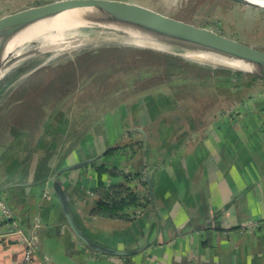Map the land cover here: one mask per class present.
Masks as SVG:
<instances>
[{
	"label": "crops",
	"instance_id": "crops-1",
	"mask_svg": "<svg viewBox=\"0 0 264 264\" xmlns=\"http://www.w3.org/2000/svg\"><path fill=\"white\" fill-rule=\"evenodd\" d=\"M213 94L215 104L197 106L200 112L190 114H197L198 121L185 116L177 128L160 123L161 106L166 107L160 99L130 120H123L125 109L122 114L117 110L109 117H118L117 133L104 145L108 123L100 134L91 125L84 128L85 139L64 128L51 158L43 160L41 154L15 175L31 184L0 193V264H20L25 249L23 239L2 220L3 206L12 212V221L35 232L32 264H264V81L255 87L216 88ZM173 128L176 132L170 134ZM129 137L142 142L143 153L126 154V148L119 159L103 155ZM93 156L142 177L150 171L151 202L130 208L129 220L91 214L98 184L94 164L62 174L58 169ZM56 178L70 197L77 225L90 239L139 250L111 255L81 241L54 192ZM104 179L120 181L109 174Z\"/></svg>",
	"mask_w": 264,
	"mask_h": 264
},
{
	"label": "rangeland",
	"instance_id": "rangeland-1",
	"mask_svg": "<svg viewBox=\"0 0 264 264\" xmlns=\"http://www.w3.org/2000/svg\"><path fill=\"white\" fill-rule=\"evenodd\" d=\"M49 1L52 0H0V16ZM127 1L215 27L241 42L264 49V7H255L233 0ZM73 30L80 31L75 43L83 41L82 39L88 36H92L93 40L85 42L79 48L58 52L53 50L35 56L15 66L10 72L8 71L9 73L6 72L3 75L7 74L4 78L3 76L2 79L0 78V132L4 130L7 132L0 146L11 141L12 129L15 126L21 129L34 126L33 129L36 127L38 130L37 136L44 132L42 135L49 142L55 132L60 134V130L57 131V129L61 127L65 128L69 135L78 136L81 134L78 131L82 128V131H85L84 128L89 125H91L90 130L96 129L97 134H100L101 126L108 123V126L105 124L107 140L104 137L105 139L101 142L99 136L101 144L104 145V143L107 144L108 139L113 142L114 133H117L118 117L109 118L117 110L124 113L122 109H125L127 116L123 120H130L132 119L130 116L134 117V113L146 111L154 105L153 102H158L160 99L162 101L159 104L166 106H161L163 114L159 115L160 123H165L166 127L170 122L177 128L181 121L186 122L185 118L188 119L187 116L196 112L198 108L195 107L215 104L213 92L215 88L219 89L215 83L221 75L218 72L215 73V70L221 65L197 57L200 50L192 52L191 49L175 50L169 46V43L162 40L154 43H138L135 38L122 37L117 32L111 33L99 29ZM120 47H124L125 51L133 48H148L183 57L194 63L195 66L191 68L192 75L209 74V77L204 81L200 79L186 81L182 88L187 87L188 91L181 93L183 91L176 90L181 88V84L171 86L160 84L164 78L165 68L153 66L148 68V73H144V68L139 66V58L136 59L133 53L132 55L127 52L121 53L118 51ZM92 50L94 51L91 52ZM37 66H39L37 69L30 71ZM64 70L69 71L70 78L61 80ZM55 82L57 91L48 90L49 83ZM64 82L69 83L70 87L66 88V92H61ZM196 116L197 114L190 115V119L198 121ZM35 122L39 124H34ZM48 129L54 133L47 134ZM96 130H94L95 133ZM172 131L176 132V129H171L170 134ZM31 133V141L34 143L36 136L34 132ZM26 138L24 136V139ZM139 141L129 137L118 142L114 147L135 143L134 146L132 145L135 149L130 146L125 153L132 155L140 151L139 154H141L144 147L138 148L136 142ZM44 150L45 146L37 149L41 154ZM119 152L113 154L116 159L122 155ZM13 157L14 155L11 156ZM6 169L3 162L0 165V180L8 176L5 174Z\"/></svg>",
	"mask_w": 264,
	"mask_h": 264
},
{
	"label": "water",
	"instance_id": "water-1",
	"mask_svg": "<svg viewBox=\"0 0 264 264\" xmlns=\"http://www.w3.org/2000/svg\"><path fill=\"white\" fill-rule=\"evenodd\" d=\"M233 1L261 7L249 0ZM61 14L68 15L65 22H68L70 18L74 21H78L72 28L67 27V30L86 28L88 31H91L99 29L111 33L117 32L122 37L135 38L138 43H154L158 42V40H162L169 43V46L175 50L181 51L191 49L192 51L200 50L202 53L207 51L214 52L223 60L233 59L237 63L241 62L243 64L238 63V67H231L225 63H215L221 65L220 67L264 78V49L253 44L241 42L238 39L219 31L215 27L169 15L154 8L127 0H52L3 14L0 16V51L4 49L6 43L13 35L21 34L36 25L39 26L42 23H47L49 20H52ZM57 33L58 32L55 29L48 30L47 35L40 43H32L21 54H13L6 60H0V71L5 69L7 72H10L15 66L20 65L35 56L57 50L52 43V39ZM137 33L150 34L153 37L144 41V38L134 35ZM82 40L83 41H80L81 43L79 42V44L73 48H79L84 45L85 42H91L93 37L88 36ZM38 67L39 66L30 71H34ZM134 129L141 130L138 128ZM97 158V156H93L63 165L59 167L58 173L62 174L67 171L79 169L96 161ZM22 166L23 164L19 166L18 170H20ZM145 179L150 197L152 198L154 189L150 171H147ZM30 184V182L16 180L14 173L0 182V193L15 186ZM52 186L62 206L67 223L75 235L88 247L111 255H128L139 250L111 248L90 239L76 223L70 206V197L60 178H56L52 182ZM9 212L10 216L3 212L2 220L8 223V227L11 226L12 231L17 234L20 241L24 237L31 238L35 235V232L33 231L27 232L21 226L19 221H12L14 216H12L10 210Z\"/></svg>",
	"mask_w": 264,
	"mask_h": 264
},
{
	"label": "trees",
	"instance_id": "trees-1",
	"mask_svg": "<svg viewBox=\"0 0 264 264\" xmlns=\"http://www.w3.org/2000/svg\"><path fill=\"white\" fill-rule=\"evenodd\" d=\"M119 49L120 50L118 51H120L121 53L127 52L131 55L132 53L135 54L137 57L136 59L139 58V66L144 68V73H148V68H153V66L165 68L164 78L162 79V82H160V84L170 86L173 84H181V88L176 89L180 90V92L183 91L181 93L188 91L187 87L182 88L183 86H185L186 81L199 79L204 81L207 80V77H209V74L205 76L192 75L193 72L191 71V68L195 66L194 63L174 54L155 51L148 48H133L127 51H125L124 47H120ZM93 51L94 50H92L91 52ZM217 72L221 75L218 76V82H216L215 85L219 88H222L223 90L241 86L255 87L259 84V80L264 81V78L220 66L215 70V73ZM244 75L248 76L249 80H243L242 77ZM68 78H70L69 71L64 70L60 79L64 80ZM68 85L69 83L64 82V88L62 87L63 92H66V88L70 87ZM56 86V82L54 84L49 83L48 90L50 89L51 91H53L55 90ZM178 98L180 99V97ZM38 122H35L34 124H39ZM15 127H13L12 129L11 141L5 142V144L3 143V146H0V165L4 162L7 168L5 174H7L8 176L13 175L14 173H16L15 175H17L19 172H25L33 163H36L38 157H40L39 155H41V153L37 151L38 147L45 146L44 153L41 155L43 160L48 158L49 155V158H51L53 150L55 148H58L56 138L59 136V132H55L54 137L52 136L51 140L47 142L44 135H42L44 132L39 133V136H37L38 130L36 127L33 129L34 126H32V128L26 127L22 129ZM46 128L47 126L44 128V131L46 130ZM59 130L61 134L63 128L61 127ZM31 132H34L33 134L36 136L33 140L35 141L34 143L31 141ZM86 132L88 131H81L80 133L83 135L79 136L78 138L85 137ZM50 133H54V131L48 129L47 134ZM6 134L7 132H5V130L0 132V143H2L1 141ZM24 136L27 138L24 139ZM141 143V141L136 142L139 149L142 148ZM134 144L108 147L103 155L110 156L120 151L121 149H126L130 146L131 148L135 149V147H133ZM12 155H14L13 158H11ZM99 158L100 157L97 158L96 162L92 163L94 164V167L97 171L98 184L95 189L97 199L90 211L91 214L110 218H121L125 220L131 219V215L129 213L130 208L141 205L143 203H145L144 205H146L151 202L150 194L145 190L147 188L145 177H142V173L138 171L125 172L124 170H121L115 166L108 167L105 163H99ZM22 164V168L18 170L19 166ZM107 174L112 177H118L120 181L107 183L104 179L105 175ZM141 187L142 189H140Z\"/></svg>",
	"mask_w": 264,
	"mask_h": 264
},
{
	"label": "bare ground",
	"instance_id": "bare-ground-1",
	"mask_svg": "<svg viewBox=\"0 0 264 264\" xmlns=\"http://www.w3.org/2000/svg\"><path fill=\"white\" fill-rule=\"evenodd\" d=\"M249 1H252L253 3L257 5L264 7V0H249ZM66 18H68L67 14L66 15L61 14L55 17L54 19L49 20V22L47 23H42L39 26L36 25L21 34L13 35L6 43L4 49L0 51V60H6L8 57L12 56L13 54L14 55L21 54L32 43H35V42L40 43L47 35L48 30H52V29L53 30L55 29L58 32L52 39L53 46L56 47L58 51H67L69 49L70 50L73 49L74 46L79 44L75 42H76L77 36H79L80 34V31L69 29V28H68L69 30H67V27L72 28L74 25H76L78 21H74L72 20V18H70L68 22H65ZM77 29H80V28H77ZM134 35H137V37H140V38H144L145 39L144 41H146V39H150L153 37L150 34L137 33ZM196 56L201 57L202 60H206V61L210 60V61L217 62V63H225L231 67H238V63L242 64L241 62L237 63L233 59L223 60L218 54L214 52H208V51L205 53L199 52L197 53ZM6 72L7 70L5 69L0 71V78Z\"/></svg>",
	"mask_w": 264,
	"mask_h": 264
},
{
	"label": "built area",
	"instance_id": "built-area-1",
	"mask_svg": "<svg viewBox=\"0 0 264 264\" xmlns=\"http://www.w3.org/2000/svg\"><path fill=\"white\" fill-rule=\"evenodd\" d=\"M3 204V203H2ZM2 210L5 214H7L8 216H10V212L8 210L7 207L3 206L2 207ZM255 227V226H254ZM23 241H24V246H25V249H24V253H23V256H22V259H21V262L20 264H32L33 263V252H34V245H33V241L30 237H24L22 238Z\"/></svg>",
	"mask_w": 264,
	"mask_h": 264
},
{
	"label": "flooded vegetation",
	"instance_id": "flooded-vegetation-1",
	"mask_svg": "<svg viewBox=\"0 0 264 264\" xmlns=\"http://www.w3.org/2000/svg\"><path fill=\"white\" fill-rule=\"evenodd\" d=\"M63 88H64V86H63ZM63 88L60 90L61 92H63ZM54 91V90H53ZM55 91H57V87L55 88ZM48 92V91H47ZM59 129H57V131H58ZM94 162H96V161H94ZM94 162H92V163H94ZM92 163H90V164H92ZM89 165V164H88Z\"/></svg>",
	"mask_w": 264,
	"mask_h": 264
}]
</instances>
